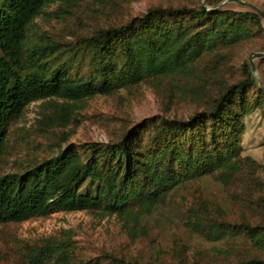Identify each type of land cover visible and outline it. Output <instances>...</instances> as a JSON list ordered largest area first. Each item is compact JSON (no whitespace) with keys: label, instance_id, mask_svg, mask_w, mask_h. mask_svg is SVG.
<instances>
[{"label":"rangeland","instance_id":"rangeland-1","mask_svg":"<svg viewBox=\"0 0 264 264\" xmlns=\"http://www.w3.org/2000/svg\"><path fill=\"white\" fill-rule=\"evenodd\" d=\"M264 11V0H242ZM198 7L234 14L256 12L237 0H73L47 4L27 28L22 72L46 62L44 72L62 67L74 81L96 78L91 48L82 41L100 27L121 25L147 9ZM258 15V14H257ZM247 21L250 37L218 44L185 74L142 80L110 94L72 103L38 99L10 122L0 155V175L21 174L67 145L116 142L138 132L141 151L160 145L165 120L186 121L208 110L221 91L254 76L241 131L240 171L229 183L202 175L181 183L137 221L102 210L57 211L0 223V264H28L26 255L48 237L69 235L78 259L90 264H235L264 258V247L245 233L210 239L189 222L247 223L264 232V18ZM249 20V18H248ZM254 65L255 74L251 69ZM67 107H64V105ZM246 159L254 163L252 167Z\"/></svg>","mask_w":264,"mask_h":264},{"label":"trees","instance_id":"trees-1","mask_svg":"<svg viewBox=\"0 0 264 264\" xmlns=\"http://www.w3.org/2000/svg\"><path fill=\"white\" fill-rule=\"evenodd\" d=\"M56 1L73 0H0V155L10 122L32 101L56 96L74 103L149 78L185 74L216 45L250 37L247 21L259 23L255 13L155 6L124 24L100 27L82 38L91 48L96 78L74 81L62 67L45 73L46 62L22 72L27 28L47 4ZM254 82L247 72L227 85L210 109L186 121L165 120L160 145L153 151H141L138 132L129 131L116 142L67 145L21 174L0 175V223L80 210H102L137 221L190 179L215 175L222 183L231 182L244 160L241 131ZM246 160L250 167L255 163ZM189 224L210 239L245 233L264 247V232L257 226L205 225L200 220ZM26 260L28 264H90L76 257L69 235L45 238L28 251ZM235 264H264V258Z\"/></svg>","mask_w":264,"mask_h":264},{"label":"water","instance_id":"water-1","mask_svg":"<svg viewBox=\"0 0 264 264\" xmlns=\"http://www.w3.org/2000/svg\"><path fill=\"white\" fill-rule=\"evenodd\" d=\"M240 4L244 5V6H247L249 9H251L252 11L256 12L257 14H259L262 18H264V11L261 10L260 8H258L257 6H255L254 4L252 3H249V2H245V1H242V0H237ZM205 7V6H204ZM206 8V7H205ZM207 9V8H206ZM209 10V9H208ZM256 56H264V53H257ZM251 69L252 71L254 72L255 74V68H254V65L251 64ZM260 83V86L264 89V86L262 85V83L259 81Z\"/></svg>","mask_w":264,"mask_h":264}]
</instances>
